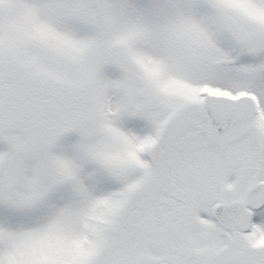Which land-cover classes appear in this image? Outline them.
Instances as JSON below:
<instances>
[{
    "label": "snow or ice",
    "instance_id": "1",
    "mask_svg": "<svg viewBox=\"0 0 264 264\" xmlns=\"http://www.w3.org/2000/svg\"><path fill=\"white\" fill-rule=\"evenodd\" d=\"M0 264H264V0H0Z\"/></svg>",
    "mask_w": 264,
    "mask_h": 264
}]
</instances>
